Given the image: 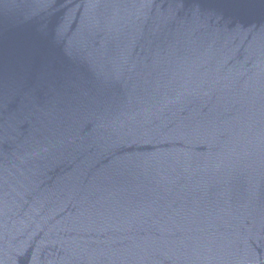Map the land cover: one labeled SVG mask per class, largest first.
<instances>
[{
    "label": "water",
    "instance_id": "95a60500",
    "mask_svg": "<svg viewBox=\"0 0 264 264\" xmlns=\"http://www.w3.org/2000/svg\"><path fill=\"white\" fill-rule=\"evenodd\" d=\"M0 264H264V0H0Z\"/></svg>",
    "mask_w": 264,
    "mask_h": 264
}]
</instances>
